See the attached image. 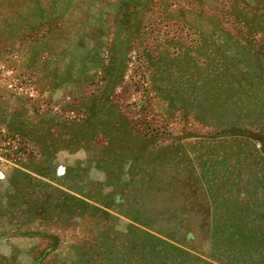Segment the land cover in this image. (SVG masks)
I'll use <instances>...</instances> for the list:
<instances>
[{"label": "rangeland", "instance_id": "374dc122", "mask_svg": "<svg viewBox=\"0 0 264 264\" xmlns=\"http://www.w3.org/2000/svg\"><path fill=\"white\" fill-rule=\"evenodd\" d=\"M0 25V264H264V0Z\"/></svg>", "mask_w": 264, "mask_h": 264}, {"label": "trees", "instance_id": "16d2710c", "mask_svg": "<svg viewBox=\"0 0 264 264\" xmlns=\"http://www.w3.org/2000/svg\"><path fill=\"white\" fill-rule=\"evenodd\" d=\"M44 19H45L44 16H42V17H40L39 22H28L27 25L31 26V30L35 29L34 31H36L45 25ZM48 20L50 21V23H52V18L51 19L48 18ZM1 29H2V26L0 25V30Z\"/></svg>", "mask_w": 264, "mask_h": 264}, {"label": "water", "instance_id": "95a60500", "mask_svg": "<svg viewBox=\"0 0 264 264\" xmlns=\"http://www.w3.org/2000/svg\"><path fill=\"white\" fill-rule=\"evenodd\" d=\"M58 173L61 175V174H64L65 173V169L63 167H59L58 169ZM0 177H2V175H0Z\"/></svg>", "mask_w": 264, "mask_h": 264}, {"label": "bare ground", "instance_id": "6f19581e", "mask_svg": "<svg viewBox=\"0 0 264 264\" xmlns=\"http://www.w3.org/2000/svg\"><path fill=\"white\" fill-rule=\"evenodd\" d=\"M1 175V174H0Z\"/></svg>", "mask_w": 264, "mask_h": 264}]
</instances>
